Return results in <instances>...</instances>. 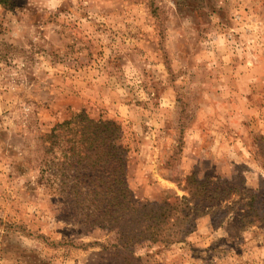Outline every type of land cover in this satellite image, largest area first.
Here are the masks:
<instances>
[{
    "label": "rangeland",
    "instance_id": "rangeland-1",
    "mask_svg": "<svg viewBox=\"0 0 264 264\" xmlns=\"http://www.w3.org/2000/svg\"><path fill=\"white\" fill-rule=\"evenodd\" d=\"M80 111L120 124L141 204L190 174L264 201V0H0V264H264V219L229 201L181 242L112 247L45 153Z\"/></svg>",
    "mask_w": 264,
    "mask_h": 264
},
{
    "label": "trees",
    "instance_id": "trees-1",
    "mask_svg": "<svg viewBox=\"0 0 264 264\" xmlns=\"http://www.w3.org/2000/svg\"><path fill=\"white\" fill-rule=\"evenodd\" d=\"M121 133L116 121L94 119L80 111L57 123L46 135L49 146L45 153L60 152L56 165L63 177L55 189L71 205L80 206L85 221L114 233L117 241L112 247L130 248L138 243L168 247L181 242L195 230L196 220L205 210L228 201L238 205L242 220L253 223L264 219L259 193L228 182L215 185L210 177L198 179L195 174L187 177L189 196L175 202L139 203L127 183ZM48 168H41V176L49 178ZM237 193L240 198L230 201Z\"/></svg>",
    "mask_w": 264,
    "mask_h": 264
}]
</instances>
